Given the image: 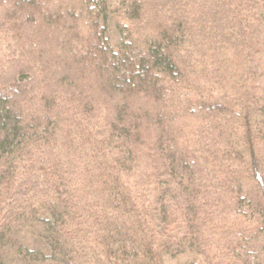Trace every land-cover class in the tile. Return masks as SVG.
Listing matches in <instances>:
<instances>
[{
    "label": "trees",
    "instance_id": "trees-1",
    "mask_svg": "<svg viewBox=\"0 0 264 264\" xmlns=\"http://www.w3.org/2000/svg\"><path fill=\"white\" fill-rule=\"evenodd\" d=\"M116 1L0 0V264H264V0Z\"/></svg>",
    "mask_w": 264,
    "mask_h": 264
},
{
    "label": "rangeland",
    "instance_id": "rangeland-1",
    "mask_svg": "<svg viewBox=\"0 0 264 264\" xmlns=\"http://www.w3.org/2000/svg\"><path fill=\"white\" fill-rule=\"evenodd\" d=\"M109 8L111 9V11H114L116 8V4L117 1L116 0H106ZM107 35L109 37V39L112 42H115L117 39V32L116 29L114 27L113 22H107ZM260 32L262 31V28L259 29ZM245 191L249 194H251L252 196L256 197L257 196V191H258V187H256V185L254 183H247L245 184ZM245 196L247 197V194H245ZM250 196V195H249ZM192 260H195L196 262L202 263L201 260L198 257H194L191 254H184L181 256H177V257H169L166 256L162 259V264H187L189 262H191Z\"/></svg>",
    "mask_w": 264,
    "mask_h": 264
}]
</instances>
